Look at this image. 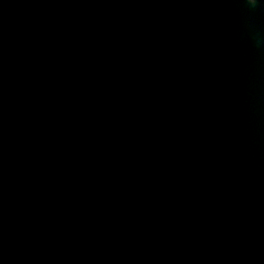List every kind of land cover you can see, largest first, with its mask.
I'll list each match as a JSON object with an SVG mask.
<instances>
[{"label":"water","instance_id":"95a60500","mask_svg":"<svg viewBox=\"0 0 264 264\" xmlns=\"http://www.w3.org/2000/svg\"><path fill=\"white\" fill-rule=\"evenodd\" d=\"M0 264H264V0H0Z\"/></svg>","mask_w":264,"mask_h":264}]
</instances>
